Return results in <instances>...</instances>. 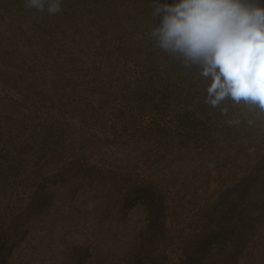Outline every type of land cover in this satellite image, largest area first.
Wrapping results in <instances>:
<instances>
[{
  "label": "rangeland",
  "instance_id": "374dc122",
  "mask_svg": "<svg viewBox=\"0 0 264 264\" xmlns=\"http://www.w3.org/2000/svg\"><path fill=\"white\" fill-rule=\"evenodd\" d=\"M86 1L96 7V0ZM11 5H19V16H12ZM24 8V0H0V35L6 29L37 34L28 28ZM139 8L144 11L131 18L160 22L149 16L150 6ZM109 13L116 20L127 14ZM48 41L45 36V51L42 44L33 47L55 59L61 47ZM148 43L117 46L119 55L112 56L96 46L122 63L121 73L107 78L102 70L89 74L87 84L55 85L49 95L57 104L49 103L66 107V121L43 124L40 113L35 119L6 112L0 264H264V114L229 99L213 106L196 69L181 67ZM12 47L0 42L6 77L43 80L13 60ZM143 186L159 203L149 259L144 249L125 256L138 227L148 222L149 206L126 200ZM231 227H239L241 235L232 236L239 244L219 252L220 230Z\"/></svg>",
  "mask_w": 264,
  "mask_h": 264
},
{
  "label": "trees",
  "instance_id": "16d2710c",
  "mask_svg": "<svg viewBox=\"0 0 264 264\" xmlns=\"http://www.w3.org/2000/svg\"><path fill=\"white\" fill-rule=\"evenodd\" d=\"M96 7L92 1L88 3L86 0H62V11L54 16H50L47 12H39L35 9H21L24 11L25 21L28 28L36 30V35H27V31L18 32L17 30H5V34L0 35V42L9 41L13 45L11 51L13 54V60L19 64H25L29 68L33 69L34 74H40L43 80L38 79H20L7 78L8 75L5 69H2L0 64V135L1 139L4 137V129L6 125V120H4V115L7 116L8 111L19 112L23 114H29L35 119L37 113H40L42 123L51 121L53 118L56 123L66 121L68 118V110L66 107L63 109L59 106L52 109L50 102L57 104L56 101L52 99L49 93H55L54 86L64 83L69 84V81L75 80L76 82H81L80 85L87 84L85 81L89 78V74L94 76H99L97 72L106 70L107 78L110 75L116 74V72L121 73L122 63L119 60L111 61L106 58L103 53L99 52L98 48H108L110 56L114 54L119 55L117 52L119 49L117 46H124L125 48L129 45L139 46L144 41L149 48L155 42L151 37L150 33L155 24L150 17H144L142 15H135V12L142 13L144 10L140 11V7L150 6L151 14L153 15L156 4H171L174 0H96ZM132 1V0H131ZM138 9V10H137ZM10 11L12 16H19V5H11ZM97 11V12H96ZM109 11L112 13L125 12L127 14L122 15L118 20L111 16ZM135 11V12H134ZM152 15H149L153 17ZM130 17V18H127ZM160 18V17H159ZM2 20V19H0ZM14 23V22H13ZM98 28L101 30V34L95 36L93 29ZM123 28H127L133 35H137L140 38H134L133 35L126 33ZM45 36L49 39L47 45L54 47H61L57 51V57L55 59H48V57H43L37 50L34 49V44H42L43 51L47 50L44 47L43 42ZM97 46V47H96ZM92 51H96L98 54L93 55ZM45 60L51 61L47 64ZM4 66V65H2ZM13 69L12 66H8ZM24 70V69H22ZM25 73L29 74L28 71L24 70ZM47 79V81H44ZM33 80V81H32ZM65 80L67 82H62ZM71 83V82H70ZM208 86V81L205 80ZM144 86L145 90L151 89L149 81H146ZM56 87V92H58ZM44 90H48L47 93ZM56 106V105H54ZM101 108V107H100ZM4 121V122H3ZM211 156L210 154H207ZM136 186V183L135 185ZM137 193H131L126 200H130L135 204V202L143 201L144 204L148 205L149 208L146 212L148 222L142 223L138 227L133 242H131L130 247L126 251L125 256H133L139 254L141 249L146 250V256L152 255V251H147L151 247V235L153 232V226L158 225V213H159V203L157 200L153 199L152 193L146 187H138ZM143 188H145L143 190ZM264 195V185L262 190ZM122 199V198H121ZM207 201H205V205ZM204 205V206H205ZM204 210V207L203 209ZM222 213V212H220ZM225 214V213H222ZM232 219L237 216L234 211ZM240 218V216H238ZM3 225V224H1ZM0 225V240L1 233L3 231ZM237 226H240V221H237ZM152 228V229H151ZM239 227H231L230 230L224 231L220 230L224 241H221L219 252L226 250H234L239 244V240L234 237H238ZM214 232V230H210ZM185 237L183 236V239ZM193 240L189 241L188 245ZM4 245V242H0V249ZM88 247L85 246L84 249ZM183 250L187 253L186 244L183 242ZM131 258V257H129Z\"/></svg>",
  "mask_w": 264,
  "mask_h": 264
},
{
  "label": "clouds",
  "instance_id": "9594fccd",
  "mask_svg": "<svg viewBox=\"0 0 264 264\" xmlns=\"http://www.w3.org/2000/svg\"><path fill=\"white\" fill-rule=\"evenodd\" d=\"M54 16L62 0H24ZM155 46L208 81L213 106L226 99L264 114V6L259 0H174L156 4ZM251 123V122H250Z\"/></svg>",
  "mask_w": 264,
  "mask_h": 264
}]
</instances>
